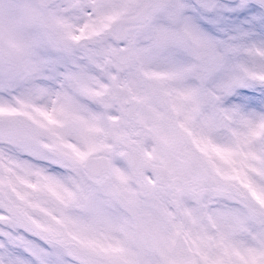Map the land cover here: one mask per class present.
<instances>
[{"label": "snow or ice", "instance_id": "obj_1", "mask_svg": "<svg viewBox=\"0 0 264 264\" xmlns=\"http://www.w3.org/2000/svg\"><path fill=\"white\" fill-rule=\"evenodd\" d=\"M0 264H264V0H0Z\"/></svg>", "mask_w": 264, "mask_h": 264}]
</instances>
